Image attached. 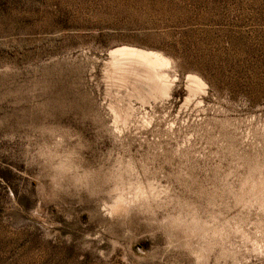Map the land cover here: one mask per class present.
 Instances as JSON below:
<instances>
[{
  "label": "rangeland",
  "instance_id": "374dc122",
  "mask_svg": "<svg viewBox=\"0 0 264 264\" xmlns=\"http://www.w3.org/2000/svg\"><path fill=\"white\" fill-rule=\"evenodd\" d=\"M0 264H264V0H0Z\"/></svg>",
  "mask_w": 264,
  "mask_h": 264
},
{
  "label": "bare ground",
  "instance_id": "6f19581e",
  "mask_svg": "<svg viewBox=\"0 0 264 264\" xmlns=\"http://www.w3.org/2000/svg\"><path fill=\"white\" fill-rule=\"evenodd\" d=\"M108 55L109 65L113 68H118L123 71L145 69L150 71L157 80L165 84L169 83L167 75L161 73L158 69V64L164 59L162 55L155 50L144 49L134 45L120 44L110 48ZM186 81L192 91H202L207 86V83L196 73H187Z\"/></svg>",
  "mask_w": 264,
  "mask_h": 264
},
{
  "label": "clouds",
  "instance_id": "9594fccd",
  "mask_svg": "<svg viewBox=\"0 0 264 264\" xmlns=\"http://www.w3.org/2000/svg\"><path fill=\"white\" fill-rule=\"evenodd\" d=\"M52 171L54 173H57V174H61L62 173V169L57 165L55 167L52 168ZM75 180V182L78 184L79 183V180L77 178H73ZM59 191V186L57 184H53V189H52V195H55L56 192Z\"/></svg>",
  "mask_w": 264,
  "mask_h": 264
}]
</instances>
